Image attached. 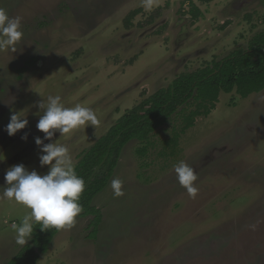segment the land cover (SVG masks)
Returning <instances> with one entry per match:
<instances>
[{
  "label": "rangeland",
  "instance_id": "374dc122",
  "mask_svg": "<svg viewBox=\"0 0 264 264\" xmlns=\"http://www.w3.org/2000/svg\"><path fill=\"white\" fill-rule=\"evenodd\" d=\"M193 1L201 10L195 22L186 0H154L151 11L141 0H0L10 17H21L23 32L14 50H0V197L10 166L49 170L35 144L44 137L38 104L48 95L90 107L100 120L43 141L66 146L76 164L144 96L247 49L264 30V0ZM133 9L141 11L126 24ZM190 108L148 142L123 147L92 200L102 215L95 237L88 236L92 216L78 215L35 264H264V88L246 98L221 91L215 109L181 132ZM18 112L28 123L9 136L5 126ZM179 161L196 172L195 197L176 180ZM117 177L119 197L110 187ZM28 212L0 198V264L22 247L12 225Z\"/></svg>",
  "mask_w": 264,
  "mask_h": 264
},
{
  "label": "trees",
  "instance_id": "16d2710c",
  "mask_svg": "<svg viewBox=\"0 0 264 264\" xmlns=\"http://www.w3.org/2000/svg\"><path fill=\"white\" fill-rule=\"evenodd\" d=\"M209 3L213 0H197ZM188 14L195 22L201 10L193 0H186ZM131 10L125 23L140 12ZM35 63V59L29 61ZM264 88V30L255 34L247 49H236L220 60H212L204 67L181 73L166 87L144 96L117 121L96 142L86 150L75 164V171L85 182L79 203L81 216L90 215L92 219L89 238H94L101 222V211L92 204L93 198L103 190L113 174L123 147L132 139L148 142L150 136L165 125L179 111L191 107L182 116L180 131L192 126L197 116H207L215 109L221 91L235 92L241 98ZM177 133L169 140L175 141ZM144 152L145 149L139 150ZM59 230L41 231L34 226L30 243L23 245L5 264H35L40 254L47 251L52 237Z\"/></svg>",
  "mask_w": 264,
  "mask_h": 264
},
{
  "label": "clouds",
  "instance_id": "9594fccd",
  "mask_svg": "<svg viewBox=\"0 0 264 264\" xmlns=\"http://www.w3.org/2000/svg\"><path fill=\"white\" fill-rule=\"evenodd\" d=\"M141 6L151 11L154 0H141ZM21 17H10L7 11L0 8V50H14L21 40ZM42 114L36 128L44 133L43 139L35 138V144L40 147L41 165H49L45 174H38L36 170L29 171L23 164L10 166L4 175L6 187L3 189V199L14 200L29 209L20 222L13 223L15 241L18 245H26L31 238L34 226L39 225L41 231L47 229H68L75 222L76 217L83 211L79 203L85 188V182L75 171V164L69 149L53 143L45 144V139H51L58 130L61 135L67 134L81 126L100 125L95 112L86 106L76 104L66 107L59 95H48L38 104ZM20 112L10 116L5 126L8 135H14L18 130L25 128L28 121L22 119ZM26 135L22 139H26ZM178 183L187 190L191 197H195L198 189L194 186L197 180L196 172L189 164L179 161L173 165ZM123 180L114 178L110 187L115 197L122 196ZM255 228V225H249Z\"/></svg>",
  "mask_w": 264,
  "mask_h": 264
}]
</instances>
